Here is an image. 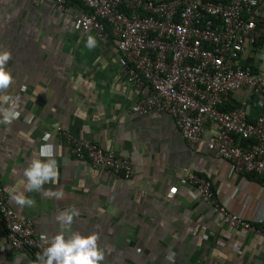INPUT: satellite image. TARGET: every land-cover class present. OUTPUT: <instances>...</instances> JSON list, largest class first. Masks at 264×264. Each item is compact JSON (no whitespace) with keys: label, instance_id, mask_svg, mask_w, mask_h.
Masks as SVG:
<instances>
[{"label":"crops","instance_id":"1","mask_svg":"<svg viewBox=\"0 0 264 264\" xmlns=\"http://www.w3.org/2000/svg\"><path fill=\"white\" fill-rule=\"evenodd\" d=\"M67 4L69 13L63 15L55 11V0H0V52L11 53L5 67L14 78L4 94L21 98L19 118L0 124V187L8 206L32 222L41 243L58 234L55 217L76 208L73 230L98 234L104 264H264L263 242L244 233L234 250L220 216L197 204L196 194L180 180L190 172L208 179L231 211L262 230L264 185L234 176L229 164L207 149L211 128L191 148L168 115L128 113L139 93L126 82L113 42L77 31L74 18L83 9L76 1ZM89 36L96 40L91 49L85 46ZM240 62L264 76V36L246 45ZM232 108H244L252 118L264 115V97L239 90L226 104ZM58 128L128 158L131 178L107 177L77 162ZM45 133L48 141L42 140ZM41 143L54 146L58 182L44 184L41 192H24L21 185L18 193L35 203L20 206L8 191L24 179L32 159H41ZM57 190L64 193L60 200L43 195ZM0 264L36 262L9 248L0 232Z\"/></svg>","mask_w":264,"mask_h":264},{"label":"built area","instance_id":"2","mask_svg":"<svg viewBox=\"0 0 264 264\" xmlns=\"http://www.w3.org/2000/svg\"><path fill=\"white\" fill-rule=\"evenodd\" d=\"M83 9L74 27L101 43L111 40L126 82L139 93L129 109L139 117L160 112L171 117L187 145H205L234 176L253 175L264 185V115L252 118L244 108L226 109L233 94L245 90L264 97V76L243 66L246 45L264 36V0H75ZM67 0L55 11L68 15ZM57 134L70 144L74 159L107 177L128 180L132 162L85 139ZM249 179V178H248ZM250 180V179H249ZM180 183L196 194L195 202L213 209L229 229L233 249L244 233L264 244V230L228 208L211 182L186 173ZM32 222L7 204L0 187V232L13 251L32 256L48 246L37 240Z\"/></svg>","mask_w":264,"mask_h":264},{"label":"clouds","instance_id":"3","mask_svg":"<svg viewBox=\"0 0 264 264\" xmlns=\"http://www.w3.org/2000/svg\"><path fill=\"white\" fill-rule=\"evenodd\" d=\"M96 40L89 36L86 41V47L91 49L95 47ZM11 59V53L7 50L0 52V124L10 125L20 116L17 111L21 98L10 94H4L10 85L14 83V78L5 65ZM7 105V107H3ZM49 133L42 137L43 141H48ZM54 146L50 143H41L38 150V157L29 163L28 167L22 172L23 180L20 184L8 191V195L16 204L20 206L27 205L32 207L34 200L27 198L23 193H18L22 185L24 192H41L42 186L51 182L56 185L59 172L57 161L53 158ZM15 174V169H13ZM175 192V189L172 190ZM46 197H55L60 200L64 193L63 190L44 191ZM79 217V211L74 207H68L62 211L55 219L59 222V232L57 235L48 238V246L42 254H37L36 264H104L105 251L98 247V234L92 233L87 236L81 235L73 230L74 218ZM41 239H45L44 236ZM169 259H171L169 257Z\"/></svg>","mask_w":264,"mask_h":264},{"label":"trees","instance_id":"4","mask_svg":"<svg viewBox=\"0 0 264 264\" xmlns=\"http://www.w3.org/2000/svg\"><path fill=\"white\" fill-rule=\"evenodd\" d=\"M68 1L73 2V1H75V0H67V2H68ZM247 177H248L250 180H253V179H254L253 175H250V176L247 175Z\"/></svg>","mask_w":264,"mask_h":264}]
</instances>
